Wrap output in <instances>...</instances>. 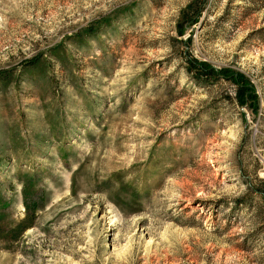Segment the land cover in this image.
<instances>
[{
    "label": "rangeland",
    "instance_id": "1",
    "mask_svg": "<svg viewBox=\"0 0 264 264\" xmlns=\"http://www.w3.org/2000/svg\"><path fill=\"white\" fill-rule=\"evenodd\" d=\"M259 180L264 0H0V264H264Z\"/></svg>",
    "mask_w": 264,
    "mask_h": 264
},
{
    "label": "trees",
    "instance_id": "2",
    "mask_svg": "<svg viewBox=\"0 0 264 264\" xmlns=\"http://www.w3.org/2000/svg\"><path fill=\"white\" fill-rule=\"evenodd\" d=\"M190 9H193V7L189 6ZM202 6L196 5L195 6V12L193 13L192 18L188 20L187 24L191 25L196 20V16L200 12ZM193 11V10H189ZM188 63L190 64L189 70L191 72H195L196 76H202L205 77L206 75H211L214 72L215 75L219 78L221 76L222 79H225L234 85V99L237 105L239 106H245L250 109V111H253L257 108V96L255 94V90L253 85L246 80L241 74L232 72L229 70L226 71H220L219 73L221 75H218V71H213L211 68L203 65L201 62H196L195 60H188ZM259 185L251 186L250 184L247 185V192L245 195H249L252 198H256L260 206H254L253 207V216L251 217V220L256 225V231L260 232L264 235V180L258 181ZM234 203V202H233ZM241 200H235L234 206L241 205ZM240 250H245V246L242 244L239 245Z\"/></svg>",
    "mask_w": 264,
    "mask_h": 264
}]
</instances>
